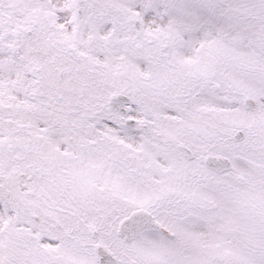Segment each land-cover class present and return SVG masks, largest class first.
<instances>
[{"label":"snow or ice","instance_id":"6c2138e0","mask_svg":"<svg viewBox=\"0 0 264 264\" xmlns=\"http://www.w3.org/2000/svg\"><path fill=\"white\" fill-rule=\"evenodd\" d=\"M0 264H264V0H0Z\"/></svg>","mask_w":264,"mask_h":264}]
</instances>
